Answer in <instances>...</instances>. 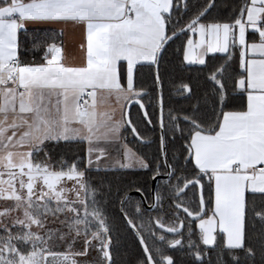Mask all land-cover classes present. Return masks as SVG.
Here are the masks:
<instances>
[{
    "label": "snow or ice",
    "instance_id": "1",
    "mask_svg": "<svg viewBox=\"0 0 264 264\" xmlns=\"http://www.w3.org/2000/svg\"><path fill=\"white\" fill-rule=\"evenodd\" d=\"M41 26L81 28V63ZM177 41L203 78L166 96ZM133 103L151 156L124 136L153 142ZM73 142L83 156L53 154ZM0 264H264V0H0Z\"/></svg>",
    "mask_w": 264,
    "mask_h": 264
},
{
    "label": "trees",
    "instance_id": "2",
    "mask_svg": "<svg viewBox=\"0 0 264 264\" xmlns=\"http://www.w3.org/2000/svg\"><path fill=\"white\" fill-rule=\"evenodd\" d=\"M200 2H203V0H200ZM225 2H231V0H217L218 4H223ZM221 12H227V8L221 7ZM215 15V13H214ZM58 31L53 30H44L42 33V36L48 37L52 36L57 38V42L59 43L60 40H62V37L59 36ZM31 33H29V42H30ZM180 41H177L175 45H173L172 48L169 49L168 56L166 57V60L161 68V75L164 77L166 82V90L165 94L167 96L168 88H167V82L171 79H185L188 78H203V73L199 72L198 69L201 67L199 65H185L181 64V57L179 53L175 52L176 48H179ZM31 59V55L28 57ZM38 58V57H37ZM155 74L154 68H149L148 66H145L141 72L140 77L137 80V87L138 88H144L148 92H152V79ZM147 107L149 112L153 111V106L155 105L156 101L152 97H145L142 101ZM130 117L132 121L135 123V125L138 127L139 132L148 137L151 141H153L150 145H141L136 139H133V136L131 134L130 129H127L124 132L125 137L127 138V142L133 147V148H139L140 151L146 152L148 155H153L157 151V139L159 135V127H153L152 125H146V123L142 120V111L137 106H133L130 109ZM153 120L155 121V115H153ZM179 145H176L175 149H172V151H175L177 154L179 153ZM52 152L54 155L58 156H64L68 159L72 158H79L83 156L86 152V145L84 143L80 142H73V143H62L61 145L55 146L52 148ZM107 178L110 180H119L120 179V172L119 170H116L115 172H109L107 174ZM137 182L141 185H146L147 191L151 192V186H152V180L145 174H139L137 176ZM133 192V191H132ZM147 194V193H146ZM134 200H139V197L133 196ZM152 214L151 212H149ZM121 240H122V246L120 254L118 255V260L123 261H130L135 260L137 256L140 254V250L138 248V244L134 241L133 237L129 235L128 231L121 226Z\"/></svg>",
    "mask_w": 264,
    "mask_h": 264
},
{
    "label": "crops",
    "instance_id": "3",
    "mask_svg": "<svg viewBox=\"0 0 264 264\" xmlns=\"http://www.w3.org/2000/svg\"><path fill=\"white\" fill-rule=\"evenodd\" d=\"M41 27L44 28L45 30H53L58 32L63 31L62 41L64 44L63 56L65 57V62L69 64H77V65L81 63L83 56V53L79 48V44L81 41V32H82L81 28L73 27V26H67L63 28H61L60 26H41ZM112 103L113 106H116L114 100Z\"/></svg>",
    "mask_w": 264,
    "mask_h": 264
},
{
    "label": "water",
    "instance_id": "4",
    "mask_svg": "<svg viewBox=\"0 0 264 264\" xmlns=\"http://www.w3.org/2000/svg\"><path fill=\"white\" fill-rule=\"evenodd\" d=\"M133 106H137L138 105H135L134 103L130 105V107L126 110V112L130 113V109L133 107ZM142 111V110H141ZM143 114V113H142ZM133 136V135H132ZM133 139H135V137L133 136ZM139 142V141H138ZM157 188V184L156 182H153L152 181V186H151V192H154ZM130 195L133 197V196H137L139 197V199H142L141 195L139 193H136L135 191L131 192ZM145 208H147V204L144 205ZM149 212H151V210H149Z\"/></svg>",
    "mask_w": 264,
    "mask_h": 264
},
{
    "label": "rangeland",
    "instance_id": "5",
    "mask_svg": "<svg viewBox=\"0 0 264 264\" xmlns=\"http://www.w3.org/2000/svg\"><path fill=\"white\" fill-rule=\"evenodd\" d=\"M116 116H117V118H119V116H120V112H119V110L116 112ZM125 136V135H124ZM127 139V138H126ZM130 145V144H129ZM131 146V145H130ZM132 147V146H131ZM135 149V148H134Z\"/></svg>",
    "mask_w": 264,
    "mask_h": 264
}]
</instances>
